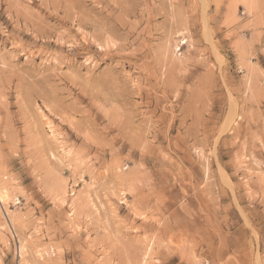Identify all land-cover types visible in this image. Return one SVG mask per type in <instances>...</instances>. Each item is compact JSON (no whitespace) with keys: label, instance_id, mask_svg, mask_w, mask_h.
Returning a JSON list of instances; mask_svg holds the SVG:
<instances>
[{"label":"rangeland","instance_id":"obj_1","mask_svg":"<svg viewBox=\"0 0 264 264\" xmlns=\"http://www.w3.org/2000/svg\"><path fill=\"white\" fill-rule=\"evenodd\" d=\"M0 264H264V0H0Z\"/></svg>","mask_w":264,"mask_h":264},{"label":"bare ground","instance_id":"obj_2","mask_svg":"<svg viewBox=\"0 0 264 264\" xmlns=\"http://www.w3.org/2000/svg\"><path fill=\"white\" fill-rule=\"evenodd\" d=\"M5 194L3 192L0 191V202H4L6 200ZM5 203V202H4Z\"/></svg>","mask_w":264,"mask_h":264}]
</instances>
